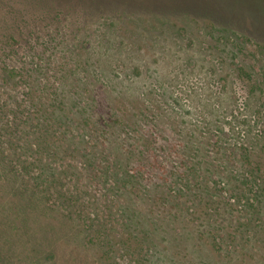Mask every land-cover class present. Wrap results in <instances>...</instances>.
I'll return each instance as SVG.
<instances>
[{
  "label": "rangeland",
  "instance_id": "374dc122",
  "mask_svg": "<svg viewBox=\"0 0 264 264\" xmlns=\"http://www.w3.org/2000/svg\"><path fill=\"white\" fill-rule=\"evenodd\" d=\"M107 15L117 25L109 36L110 43L121 50L108 58L105 50L96 46L99 41L94 26ZM165 19L176 24L171 27L173 33L162 27ZM54 35L49 44L47 39ZM38 66L45 71L34 80L30 71ZM31 88L39 89L43 100V91L46 96L51 90L75 94H66L75 98L66 99L67 106L74 105L66 114V123L57 121L51 130L60 148L54 159L64 165L74 161L72 154L80 151L82 158L75 163L86 166L82 148L87 147L94 151L96 164L112 165L108 171L111 179L100 184L87 172L84 176L72 174V181L86 185L85 199L96 198L88 211L107 215L103 222L113 225L109 233L114 241L119 237L125 240L132 232L116 222L121 220V208L129 197L144 212L158 207L154 206L158 196L165 197L170 188L161 175L181 168L182 158L177 152H182L188 131L193 134L198 158L186 153L185 172L198 177V186L199 181L205 184L196 186L190 202L175 197L180 202L177 206L173 198H165L171 200L166 202L168 208L177 207L183 214H164L168 216L165 223L170 224L165 225V232L153 233L155 241L139 236L143 249L139 259L116 250L113 261L105 257V249L78 245L77 230L73 235L59 232L49 240L40 219L30 225L29 239L20 237L23 231L19 228L14 242L6 232L21 224L13 217L19 212L12 214L8 206L9 202L11 206L18 204L21 191L0 179V204L5 205H0V211L6 209L0 215V251L6 254L12 249L15 264H29L35 259H44L47 264H200L194 251L197 248L204 253L214 251L215 259L220 257L230 264L235 260L264 264V205L253 216L252 226L243 224L251 213L243 210L245 197L242 202L234 200V186L244 180L232 178L236 174L248 176L245 171L250 167L264 173V0H0V116L5 121H15L11 109L17 104L34 112L36 108L27 106L34 98L28 92ZM135 115L141 118L139 124L129 125ZM93 116L97 126L101 122L115 124L104 142L107 150L95 128L94 132L83 130L81 121L84 126ZM245 119L257 124L249 129L233 128L235 120ZM26 120L31 122L28 117ZM217 122L225 125V142H219L221 133L209 126ZM24 126H20L21 143L33 132ZM233 133L244 135L243 147L231 146ZM71 135L77 139L72 140ZM8 141L10 145L12 140ZM121 144L143 149L137 164L126 160ZM245 148L251 163L243 169ZM35 157H39L37 153ZM21 158L26 159V155ZM126 165L130 173L135 171L137 181L132 179L133 187L116 189L115 175L123 174ZM205 167L212 175L204 171ZM24 175L18 183L27 181L30 190L31 180ZM190 182L197 184L193 178ZM205 192L212 196L202 195ZM190 206L197 210L192 216L187 215ZM29 211L38 215L36 209ZM41 214L47 219L54 216ZM212 240L225 241L213 246Z\"/></svg>",
  "mask_w": 264,
  "mask_h": 264
},
{
  "label": "trees",
  "instance_id": "16d2710c",
  "mask_svg": "<svg viewBox=\"0 0 264 264\" xmlns=\"http://www.w3.org/2000/svg\"><path fill=\"white\" fill-rule=\"evenodd\" d=\"M101 18L103 22H95L94 25L95 28H97L96 35L99 41V45L96 46H100L101 48H103L105 50L104 56L108 58L110 56H113L115 51H121L118 47L116 50V46H114L113 43H110L111 41L109 39V36L112 35L113 29L116 28L117 25L115 24L114 18L110 15L103 16ZM162 24V27L166 32H174L172 28H174L176 24L168 22L166 19ZM51 38H56V35L50 36V38L47 39V42L49 44L53 43V40ZM94 55L96 54L94 53ZM42 71L45 70L41 66H38V68L31 69L30 74L34 80H37V78L40 79ZM28 92L34 98L30 99L27 106H31V108L33 109L36 108L34 112H27L24 109L26 105L17 104V107L15 109H11V113L14 114L15 121H13L12 123H8L4 120V117H2V115L0 116V120L2 121L0 124V179L7 182V184H10L13 189L16 188L21 191L18 204L15 206H11L13 205V203L9 202L10 206H8V209L13 210L12 214H17L19 212L18 215L13 217L17 218L14 219L15 221L19 220L21 226L14 225V231L7 230V235H9V238L12 237V240L16 242L18 240V236H16L15 233L18 232L19 228H21L23 232L20 234V237L23 239L27 237V239H29L31 233L30 225L33 223V221L35 224H38V221L40 222L41 220L43 222V225H45L46 229L44 230V232L49 240L54 239L56 234L59 232L64 234L65 232H72V234L70 235H73V230H77L75 238L78 242L77 244L81 245V247H87L89 250H94L97 247L101 248L102 250L105 249V257L113 261H115L113 255L116 250H120V252L122 253L130 252V255H132L133 257L135 255L136 258L139 259L141 251L143 250L140 247V241L137 240L139 236L143 238L147 237L149 241H155L153 233L165 232V225L170 224V222L165 223L166 217L183 214L181 213V209L177 207L168 208L166 206V202L169 201L170 203L171 200H165V198H173V202L177 203V206L180 205V202L178 201L179 199H182V202L185 203L190 202V197L196 195L195 193L198 187L201 188L203 184H205L199 181V184L201 185L198 186V177L195 174H189L185 172L186 167H188L186 160L187 158H189L186 153H189L195 158H198L195 141L192 140V132H186V134L188 135L185 142L181 144L182 152H177V154L182 158V165L180 166L181 168H179V170L171 168L170 171H167L165 175H161L164 184H166L170 189L167 191L165 197L158 196V202L154 206H158L159 208H154L152 206L151 209H147L146 212H144L143 207L139 206V204H137L135 200L133 201L132 197H129L121 208V220H118L116 222H119V225L123 229L127 228L132 232L130 233V236L125 240L119 237L118 240L114 241L109 233L110 228L113 225H110L108 222H103L107 215H100L98 211H95L94 213H90L88 211L89 205L94 204L93 202H97L96 198L92 199L91 201L85 199L83 197V194L85 195L87 193L86 185L84 186L82 184L83 182H80L79 180L75 182L72 181V174H79L80 176H84L85 172H87V175L90 178L96 181L97 184H100L103 182L102 180L110 178L108 171L112 169V165L109 164L107 165V167H104L103 164H96L95 160L92 157V155H95L94 151L92 152L91 150H88L87 147L82 148L83 155H85L86 166L82 165L83 167H79V165L75 163V161L80 160V157L82 158L80 151L72 154L71 157L74 161L64 160V165H61V163L59 164V162L54 159L55 157L59 156L60 148L57 146L59 145V140L54 139L51 130L57 123V121L66 123V114H69L71 112V108L74 107V105L72 107L67 106L66 99H70V97H72V99L75 101V98L73 97L75 94L67 91L64 93V91L62 90H51L47 91L46 96V91H43L46 98L43 100L40 97L41 91L39 89L31 88ZM66 94H73V96L67 97ZM105 97L106 95H104L103 98ZM94 116L87 120L84 126V120L81 121L83 130L86 132L90 130L94 132L96 129L97 133L102 136L101 144L107 150L108 146H106L104 142L108 141V138H110L111 130H113L115 124L109 125L101 122V125L97 126L98 121ZM27 117L31 119L30 123H28V121L26 120ZM140 119L141 118L135 115V118L132 119L134 123H130L129 125L137 126V124H139L140 122ZM23 124L25 125L24 127L26 129L27 127L32 128L33 132L32 135L25 138L24 143H21V136L19 135V133L20 126H22ZM254 124H257V121L245 119L239 122L235 120L233 128H235L236 130H240L239 127L241 126L242 129H249L252 128ZM209 126H214L215 128H217L218 132L221 133V135L217 137L219 139V142H221L222 140H224L225 142V140H227L225 138L227 132H224V124L217 122L214 124L212 123ZM109 128L111 129L108 131ZM152 129H156V126H154ZM233 134L234 135L231 134V140L232 144L234 145L231 146L238 148V145H240L241 147H243L242 140L244 135H237L235 133ZM70 137H72V140L77 139L73 135H71ZM8 139L12 140V143H10V145ZM126 144H121L125 146L123 147V153L126 155V160H134L137 164L139 162V158L143 155V149L140 148V150H135L133 144H130V146L128 147L126 146ZM83 145L84 141H82V146ZM33 148L36 149L33 150ZM57 148L59 149V152ZM244 151H246L243 155V158L245 159H242V163L246 166H244L243 169L248 167V163H251L250 160L247 161L249 157V154L247 152L248 150L245 148ZM36 153L39 156L37 158L35 157ZM23 155H26V159L24 160L21 158ZM45 157H47L48 159H46ZM48 161H50L52 164ZM198 162L199 161H197V163L195 162L193 166H197ZM124 168H127V170L123 172L124 175L118 173H116L115 175V182L113 186H115L116 189L120 188V186L130 188L135 185V183L132 182V179L136 178L135 171L134 173H130L131 171L129 170L128 165H126ZM204 171L210 172V175H212V170L209 167H205ZM245 172L248 173V176L242 174L241 177H239L236 174L233 175L234 177H232L235 178L237 182L239 179L244 180H240V183L236 182L237 185L234 186V194L236 195V198H233L234 200L238 201H241L243 197L247 199V201H245V208L243 210L244 212L249 211L251 214L247 217L248 221L246 219L242 223L246 225L249 224V226L251 224L252 226V222L254 220L253 216L258 215L259 211L264 205V173L256 167H250ZM24 173L31 180L30 190H28V186L26 183L27 181L22 180V183H18V180L20 181V175L22 178L23 176L25 177ZM191 178L197 180V184H193L192 182H190ZM123 180L126 181V184L121 182ZM196 186L198 187L196 188ZM257 187V193L255 192L254 195H252L251 191L255 190ZM144 188H146V185ZM192 192L194 194H192ZM205 194L212 196L209 192H205L202 195ZM175 197L179 199H176ZM199 200L202 201L203 197H201ZM210 202L214 203L215 201L213 200V198H210ZM133 203L137 205L135 206ZM1 206L3 207L5 205ZM31 208L36 209L38 215H30L29 210ZM5 210V208H2V210L0 211V215H2ZM189 210L190 212L187 213V215L189 216H192L197 212L195 207L192 206L189 207ZM41 213H43V215L47 213H53L54 216L52 218H49L50 220L45 216L43 217V219L41 217ZM217 223L221 224V221ZM108 224L110 225V227H107ZM254 226L260 228L256 224ZM224 241L221 240L214 243V240H212L213 246H221L222 244H224ZM8 244H11V241H8ZM26 244H28V242H26ZM133 246L137 247L133 248ZM201 250L202 248H197L194 250L195 253L199 255L198 260L200 264H230L228 261L220 259V257L218 258V260L215 259V253L213 254L214 251L204 253L201 252ZM73 253L70 251L69 255L74 260H76V256ZM15 256V252L12 249H8L6 254L1 250L0 264H15ZM209 257L212 258V260H210ZM43 261H37V259H35L32 260L29 264H47ZM66 262H68L67 259ZM234 263L246 264L242 260H240L239 262L235 260ZM20 264L25 263L22 262Z\"/></svg>",
  "mask_w": 264,
  "mask_h": 264
}]
</instances>
